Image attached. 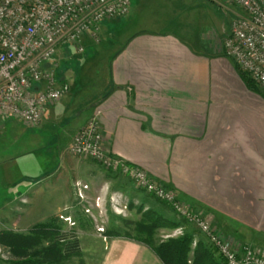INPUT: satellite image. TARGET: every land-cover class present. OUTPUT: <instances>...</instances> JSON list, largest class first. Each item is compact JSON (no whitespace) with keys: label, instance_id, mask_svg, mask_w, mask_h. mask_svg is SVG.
<instances>
[{"label":"crops","instance_id":"1","mask_svg":"<svg viewBox=\"0 0 264 264\" xmlns=\"http://www.w3.org/2000/svg\"><path fill=\"white\" fill-rule=\"evenodd\" d=\"M145 2L136 0L135 6L140 10ZM119 33L124 45L105 61L102 93L80 101L69 90L46 106L34 126L0 116V229L30 230L42 221L29 219L20 227L25 220L14 219L20 198L35 204L39 178L53 176L58 193L54 200L47 195L48 212L78 222L85 219L86 204L75 193L76 181L88 184L84 194L90 201L100 191L107 199L122 196L130 205L154 202L125 175L68 152L74 134L96 116L109 154L144 169L236 243L264 244V110L255 105L260 96L244 86L221 46L188 31ZM95 57L97 52L83 69L84 83L97 75ZM45 126H56L50 139L57 140L54 148L60 152L55 166L36 175L39 127ZM63 221L62 230L67 228ZM102 242L101 252L89 259L92 264H164L150 247L132 239L116 236Z\"/></svg>","mask_w":264,"mask_h":264},{"label":"built area","instance_id":"2","mask_svg":"<svg viewBox=\"0 0 264 264\" xmlns=\"http://www.w3.org/2000/svg\"><path fill=\"white\" fill-rule=\"evenodd\" d=\"M229 1L240 6L244 14L232 22L222 43L223 53L264 93V0ZM130 7L131 0H0V116L30 126L38 124L46 106L70 90L69 83L56 73L57 64L50 62L57 46L73 45L83 51L86 39L99 40L103 21L126 16ZM67 150L119 171L135 186L167 203L205 234L226 264H264L263 250L236 243L179 201L172 190L151 180L145 170L109 154L96 116L74 134ZM74 187L82 199V188L87 186L76 181ZM111 201L115 206L116 200ZM182 230L179 226L175 234Z\"/></svg>","mask_w":264,"mask_h":264},{"label":"rangeland","instance_id":"3","mask_svg":"<svg viewBox=\"0 0 264 264\" xmlns=\"http://www.w3.org/2000/svg\"><path fill=\"white\" fill-rule=\"evenodd\" d=\"M131 1L132 4L128 14L122 18L103 21L100 27L99 40L94 42L86 39L83 44V51H77L73 45L57 46L56 52L52 59H50V62H55L57 64L56 73H58L60 79L63 78L62 80L69 83L71 90L70 95H72V97L79 95V100L83 101L91 97L92 95H95L100 89H102L101 81L106 74L105 67L108 68V66H104L105 63H107L105 61H107L109 55H111L114 49L117 50L122 45H124L123 34L119 33L122 29H124V33L128 31L136 32L142 30H172L178 32L185 30L186 32L188 31L187 34L193 35L194 38L196 37L200 40L209 42L214 47L221 46L222 48V43L230 32L232 22L239 15L244 14V11L240 6L229 0H146L145 4L142 5L140 10L135 6L136 0ZM118 34L119 36H116ZM190 35H185L187 36V40H190ZM93 52H97V57H95L96 60H94V66H96V68L102 66L104 67L103 69H94V72H96L97 75H95V77L93 76V78L91 79L92 83L88 84L82 81L83 69L89 62L90 57L93 56ZM85 78L87 77H84L83 79L85 80ZM240 78L242 79L241 76ZM242 81L244 86L248 90L255 94H258L260 98L264 99L263 92L249 88L243 79ZM99 93H102V90L98 92V94ZM260 98L259 103L255 105L260 110H264V104H262L264 103V100ZM263 121L264 118L261 117L260 124H263ZM20 122L25 126H30L23 121ZM39 128L41 137L39 139V144L35 154L36 166L34 168V172L36 173V175L44 173L45 168L55 166V153H57L58 156L60 152V149L57 150L56 148H54L56 145H58L57 140L51 142L50 139L51 136L54 135L56 126L53 129L48 128V126ZM82 157H86L89 162L95 161L87 156ZM52 177L49 180L47 179L43 181L40 180L42 178H39V181H37L35 185V189L37 192L35 204L32 202L30 204H26L27 201L25 200V198L19 199L20 204L15 212L14 219L15 217H21L23 218L22 221L25 220V223L21 222L20 227H23V225H25L27 220L29 219L31 220V223L38 220H47L48 222L51 221L52 224L54 223L60 229L61 233L66 234L67 238L70 239L75 237L78 240L79 244V254L75 256L72 255L68 259H64L63 261H61V264H92V261L89 260L92 253L97 254L101 252V248L103 247L102 239H107V237L120 236L138 242L137 240L128 237L127 233L130 232L131 234H135L134 222L139 220L141 218V215L145 211L152 210L155 212V214H159L160 216L171 220L178 218V215L167 203L155 198L145 189L135 186L132 180L127 176L126 177L132 182L133 187L136 190L146 193L150 197L149 199L153 200L154 202L146 205H140L137 203L134 205H130L126 202H123V199L125 198L119 196L114 197V199L116 200V205L113 206L112 201L111 203H109L110 201H108L111 200V197L109 196V199H107L108 197L105 198L103 192L100 193V191L99 194L96 197H93L92 201H90L84 194V192L88 190L89 186L88 184L81 182L82 185L87 186L86 188H82L84 197L82 199L80 198L86 204V207L83 208L85 215V219L83 221H74L73 217L69 218L68 216H64L63 214L59 213H49V206L46 202L47 195L51 194V199L54 200L55 196H57L58 194L55 191L54 185L52 184V182L54 181ZM148 177L150 178L149 175ZM55 204L56 203H54V201L51 203L52 206ZM164 205L171 208L177 218L172 217V215L170 214L168 209L164 207ZM29 206L31 207V210L27 212ZM60 220H65L63 222L67 223L66 229H61V227L59 226ZM208 221L211 223L210 219H208ZM39 222H37L36 224H38ZM8 226L11 228L0 229V237L1 232L4 230L23 234L28 233L31 230L22 229L18 226ZM178 227H170L167 225L159 227L158 229H156V233L154 235L155 241L165 240L170 237H177L182 235L184 230H182L180 234H175V231ZM184 228L186 229L187 227L184 226L183 229ZM40 242H43V245L42 243L41 245L37 244L36 246H34V250L37 248L39 249L40 247L45 246V244L48 243V241L42 240H40ZM194 244L195 241L193 242L192 246H194ZM253 246L264 251V244ZM28 252L29 255H31L33 249H29ZM21 254H19V256L15 255V251L12 246L2 243L0 240L1 264H28L23 261L24 255ZM31 258L36 260V264H43L47 261V258L43 257L40 254L37 256L34 255Z\"/></svg>","mask_w":264,"mask_h":264},{"label":"trees","instance_id":"4","mask_svg":"<svg viewBox=\"0 0 264 264\" xmlns=\"http://www.w3.org/2000/svg\"><path fill=\"white\" fill-rule=\"evenodd\" d=\"M233 63L246 85L251 89L261 91L248 74L239 69L234 61ZM164 225L181 226L182 228L186 226L187 228L183 229V234L180 236L155 241L156 229ZM193 225L183 217L178 216L177 219L171 220L148 210L134 222L135 234L129 232L127 236L150 247L164 264H226L205 234ZM195 237L197 239L192 246ZM0 240L2 243L11 245L15 255L19 256L22 253L24 255V260H22L28 264H36L34 257H31L39 254L47 258L43 264H61L64 259L78 255L80 252L78 240L75 237L67 238L66 234L61 233L60 229L51 221L35 224L30 232L24 234L4 230L1 232ZM40 240L48 241V243L34 250V246L37 244L41 245L42 243L43 245ZM29 249H33L31 255H29Z\"/></svg>","mask_w":264,"mask_h":264}]
</instances>
